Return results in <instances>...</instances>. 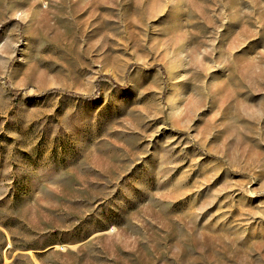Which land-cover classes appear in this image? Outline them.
Listing matches in <instances>:
<instances>
[{
	"label": "rangeland",
	"instance_id": "rangeland-1",
	"mask_svg": "<svg viewBox=\"0 0 264 264\" xmlns=\"http://www.w3.org/2000/svg\"><path fill=\"white\" fill-rule=\"evenodd\" d=\"M0 264H264V0H0Z\"/></svg>",
	"mask_w": 264,
	"mask_h": 264
}]
</instances>
